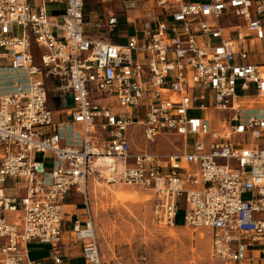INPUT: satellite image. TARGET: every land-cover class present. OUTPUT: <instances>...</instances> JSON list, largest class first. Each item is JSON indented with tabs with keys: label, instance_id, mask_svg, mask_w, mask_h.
I'll return each instance as SVG.
<instances>
[{
	"label": "built area",
	"instance_id": "built-area-1",
	"mask_svg": "<svg viewBox=\"0 0 264 264\" xmlns=\"http://www.w3.org/2000/svg\"><path fill=\"white\" fill-rule=\"evenodd\" d=\"M121 5L97 25L109 36L123 17L118 45L85 36L84 0H0V74L22 79L0 92V264H48L28 259L31 242L63 264L64 234L101 264L86 192L98 157L122 164L110 183L149 193L156 225L180 210L211 259L264 264V0ZM160 136L179 148L149 150ZM67 193L81 214L63 227Z\"/></svg>",
	"mask_w": 264,
	"mask_h": 264
},
{
	"label": "rangeland",
	"instance_id": "rangeland-1",
	"mask_svg": "<svg viewBox=\"0 0 264 264\" xmlns=\"http://www.w3.org/2000/svg\"><path fill=\"white\" fill-rule=\"evenodd\" d=\"M55 8L57 6L48 7ZM142 9V3L134 2V6L124 13L129 18L138 17ZM90 11L97 18H101L107 11L117 14L122 11L121 0H84L85 17ZM125 29L128 35L132 33L130 26ZM256 57L260 60L258 54L250 58L255 62ZM20 78L15 71L1 72L0 92L10 91L12 83L22 80ZM20 83L24 85L22 81ZM179 143L175 137L167 139L160 136L149 150L168 153L172 151L171 146L179 148ZM39 158L40 155H37L36 160ZM113 170L114 167H110L108 162L105 165L96 164L95 171L101 174V178L91 176L86 183L101 264H223L210 258L209 237L205 231L181 225L180 210L176 213L173 228L156 225L151 219L149 193L118 182L110 183L114 177ZM10 186V182L4 185L5 189ZM5 217L8 222H13L17 214L6 212ZM38 249L36 243H29V257L34 258Z\"/></svg>",
	"mask_w": 264,
	"mask_h": 264
},
{
	"label": "crops",
	"instance_id": "crops-1",
	"mask_svg": "<svg viewBox=\"0 0 264 264\" xmlns=\"http://www.w3.org/2000/svg\"><path fill=\"white\" fill-rule=\"evenodd\" d=\"M111 11H107L106 13H109ZM105 13V15H106ZM115 13V12H112ZM105 15L101 16V18H97L93 12H89L87 16L84 18V27H83V32L85 36L92 38V39H97V40H102V41H109L114 44L121 45L125 41V37H128L132 35L127 34L125 27V20L123 17L118 18V24L116 26V32H114L111 35H107L104 31V28L98 27L97 25H100L103 20L105 19ZM85 16V15H84ZM128 20L132 19L124 15ZM134 18V17H133ZM88 29H93V31L89 32ZM54 118H57L56 115H54ZM67 194L64 195L63 198V227H67L68 222L72 220L74 217H79L81 214V204L80 200L77 196H70L67 195L68 200L66 201V196ZM67 236L64 234L63 236V245L59 249V253L62 257L63 264H84L83 260L81 258L80 254V245L78 244H71L68 242ZM39 249L36 250V255L34 258L29 257V252L27 254L28 259L30 260H43L44 262L49 264V261L47 260V248L44 245H39L37 244ZM42 246V247H41ZM28 251V250H27Z\"/></svg>",
	"mask_w": 264,
	"mask_h": 264
},
{
	"label": "bare ground",
	"instance_id": "bare-ground-1",
	"mask_svg": "<svg viewBox=\"0 0 264 264\" xmlns=\"http://www.w3.org/2000/svg\"><path fill=\"white\" fill-rule=\"evenodd\" d=\"M107 162L110 164V167H114V170H113L114 175H115V173L117 174L122 169L121 163H114L110 158H107V157H98L96 159H93L90 162L89 166H90V169L92 171H95V165L96 164L105 165ZM92 181L95 183V180H92ZM173 227H170V228H173ZM167 228H169V227H167Z\"/></svg>",
	"mask_w": 264,
	"mask_h": 264
},
{
	"label": "water",
	"instance_id": "water-1",
	"mask_svg": "<svg viewBox=\"0 0 264 264\" xmlns=\"http://www.w3.org/2000/svg\"><path fill=\"white\" fill-rule=\"evenodd\" d=\"M71 106V100L69 96H66L65 99V107H70Z\"/></svg>",
	"mask_w": 264,
	"mask_h": 264
}]
</instances>
